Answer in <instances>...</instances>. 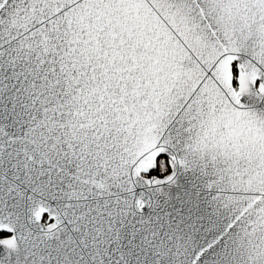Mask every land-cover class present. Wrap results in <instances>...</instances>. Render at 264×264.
<instances>
[{
	"label": "snow or ice",
	"instance_id": "obj_1",
	"mask_svg": "<svg viewBox=\"0 0 264 264\" xmlns=\"http://www.w3.org/2000/svg\"><path fill=\"white\" fill-rule=\"evenodd\" d=\"M0 264H264V0H0Z\"/></svg>",
	"mask_w": 264,
	"mask_h": 264
}]
</instances>
